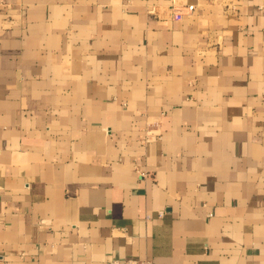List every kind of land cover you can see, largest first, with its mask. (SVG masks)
<instances>
[{
	"label": "crops",
	"instance_id": "crops-1",
	"mask_svg": "<svg viewBox=\"0 0 264 264\" xmlns=\"http://www.w3.org/2000/svg\"><path fill=\"white\" fill-rule=\"evenodd\" d=\"M264 264V0H0V264Z\"/></svg>",
	"mask_w": 264,
	"mask_h": 264
},
{
	"label": "built area",
	"instance_id": "built-area-1",
	"mask_svg": "<svg viewBox=\"0 0 264 264\" xmlns=\"http://www.w3.org/2000/svg\"><path fill=\"white\" fill-rule=\"evenodd\" d=\"M110 264H154L153 261L148 259H136V258H128L124 260H113Z\"/></svg>",
	"mask_w": 264,
	"mask_h": 264
}]
</instances>
